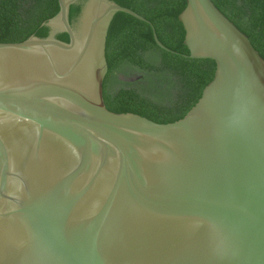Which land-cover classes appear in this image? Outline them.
<instances>
[{
    "label": "water",
    "instance_id": "95a60500",
    "mask_svg": "<svg viewBox=\"0 0 264 264\" xmlns=\"http://www.w3.org/2000/svg\"><path fill=\"white\" fill-rule=\"evenodd\" d=\"M79 1L57 0L48 37L0 43V264H264V59L211 0H183L213 79L178 121L112 113L109 25L150 23L86 0L71 25Z\"/></svg>",
    "mask_w": 264,
    "mask_h": 264
},
{
    "label": "trees",
    "instance_id": "16d2710c",
    "mask_svg": "<svg viewBox=\"0 0 264 264\" xmlns=\"http://www.w3.org/2000/svg\"><path fill=\"white\" fill-rule=\"evenodd\" d=\"M80 0L69 8V23L80 15ZM146 19L150 25L116 13L109 25L102 84L104 104L116 114L131 113L158 124L182 119L213 79L211 60L188 58L178 15L183 0H110ZM264 59V0H211ZM57 0H0V43H20L30 36L48 37L45 26L58 12ZM153 32L169 51L161 50ZM55 38L68 42L66 34Z\"/></svg>",
    "mask_w": 264,
    "mask_h": 264
}]
</instances>
